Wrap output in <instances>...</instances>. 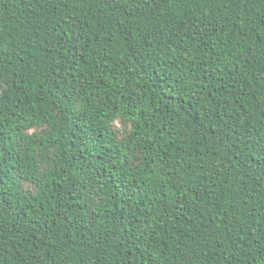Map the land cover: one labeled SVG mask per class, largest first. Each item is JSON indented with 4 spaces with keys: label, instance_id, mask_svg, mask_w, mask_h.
<instances>
[{
    "label": "trees",
    "instance_id": "obj_1",
    "mask_svg": "<svg viewBox=\"0 0 264 264\" xmlns=\"http://www.w3.org/2000/svg\"><path fill=\"white\" fill-rule=\"evenodd\" d=\"M0 264H264V0H0Z\"/></svg>",
    "mask_w": 264,
    "mask_h": 264
}]
</instances>
